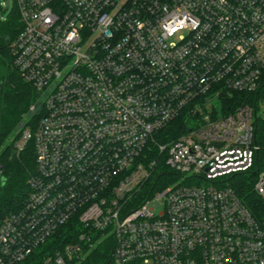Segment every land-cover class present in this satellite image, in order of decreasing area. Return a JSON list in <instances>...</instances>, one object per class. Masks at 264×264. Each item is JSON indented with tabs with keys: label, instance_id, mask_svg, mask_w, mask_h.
<instances>
[{
	"label": "built area",
	"instance_id": "2783aa9c",
	"mask_svg": "<svg viewBox=\"0 0 264 264\" xmlns=\"http://www.w3.org/2000/svg\"><path fill=\"white\" fill-rule=\"evenodd\" d=\"M15 3L13 65L44 113L14 140L33 141L36 170L0 220V264L70 223L35 264H80L111 238L106 264H264V217L230 184L264 146V0ZM161 161L179 180H154Z\"/></svg>",
	"mask_w": 264,
	"mask_h": 264
},
{
	"label": "trees",
	"instance_id": "16d2710c",
	"mask_svg": "<svg viewBox=\"0 0 264 264\" xmlns=\"http://www.w3.org/2000/svg\"><path fill=\"white\" fill-rule=\"evenodd\" d=\"M1 10L3 11V8L0 6ZM20 29L21 20L17 8L4 19L0 15V172L5 177L0 186V220L17 212L24 205L30 192L28 180L36 170L33 141L23 151L17 153L14 150V140L21 132L10 140L39 98L36 88L26 81L13 65L10 45ZM43 113V111L35 113L32 128L37 126ZM263 169L264 149L258 152L257 166L251 173H239L230 178L231 186L252 212L260 218L264 217V199L255 191L254 176L257 170ZM155 174L154 180H158L157 182L161 179H171V176L172 179L175 177L172 175L175 174L174 171L163 161L159 162ZM157 186L158 183L154 184L152 190H155ZM76 232L77 228L72 223L61 227L36 250L32 257L19 264L39 263L48 254H54L68 242L73 241ZM113 246L112 238L102 242L80 264H106L110 259Z\"/></svg>",
	"mask_w": 264,
	"mask_h": 264
},
{
	"label": "rangeland",
	"instance_id": "374dc122",
	"mask_svg": "<svg viewBox=\"0 0 264 264\" xmlns=\"http://www.w3.org/2000/svg\"><path fill=\"white\" fill-rule=\"evenodd\" d=\"M0 4L3 5V6L0 5L3 8V11L2 10L0 11V15H1V17L3 19L6 18L10 13L13 12V10L16 9L15 0H0ZM41 99L42 98L39 95V98L37 99L36 103L33 104V106H35V110L31 109V111L24 117V119H23L22 123L20 124V126L18 127V129H16V134H14L11 137L10 140H13V138L16 137L19 132H21L22 128L32 127L35 113L39 112V111L40 112L43 111V106H42V100ZM263 149H264V146H263L262 150ZM256 176H257V174L254 176L255 177L254 178V182L256 180ZM177 180H179L178 177L175 176L172 179V176H171V179L162 180V185L161 186H167V185L171 184L172 182L175 183V181H177ZM163 210H164V207L162 205H158L154 209L155 213H157V214H160Z\"/></svg>",
	"mask_w": 264,
	"mask_h": 264
},
{
	"label": "water",
	"instance_id": "95a60500",
	"mask_svg": "<svg viewBox=\"0 0 264 264\" xmlns=\"http://www.w3.org/2000/svg\"><path fill=\"white\" fill-rule=\"evenodd\" d=\"M5 180V177L0 172V186L2 185V182Z\"/></svg>",
	"mask_w": 264,
	"mask_h": 264
}]
</instances>
